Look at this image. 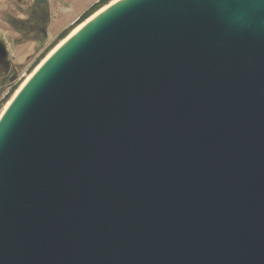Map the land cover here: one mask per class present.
Instances as JSON below:
<instances>
[{
  "label": "water",
  "instance_id": "1",
  "mask_svg": "<svg viewBox=\"0 0 264 264\" xmlns=\"http://www.w3.org/2000/svg\"><path fill=\"white\" fill-rule=\"evenodd\" d=\"M0 264H264V0H119L60 46L0 118Z\"/></svg>",
  "mask_w": 264,
  "mask_h": 264
},
{
  "label": "rangeland",
  "instance_id": "2",
  "mask_svg": "<svg viewBox=\"0 0 264 264\" xmlns=\"http://www.w3.org/2000/svg\"><path fill=\"white\" fill-rule=\"evenodd\" d=\"M36 0H0V41L4 45L8 62L17 67V73L4 83L0 79V114L10 101L18 88L26 80L34 69L46 58V56L62 41L60 35L68 32L67 36L77 27L78 20L84 14L74 17L68 23L57 20L58 25L46 39L41 38V34H26L22 30L21 24H8L7 21L16 20L24 23L30 18V9ZM101 9V8H100ZM45 29L49 26L45 22ZM48 31V30H47ZM66 36V37H67ZM14 88L12 95L5 99L7 94Z\"/></svg>",
  "mask_w": 264,
  "mask_h": 264
},
{
  "label": "crops",
  "instance_id": "3",
  "mask_svg": "<svg viewBox=\"0 0 264 264\" xmlns=\"http://www.w3.org/2000/svg\"><path fill=\"white\" fill-rule=\"evenodd\" d=\"M47 3V22L49 26L45 30L46 38L50 31H54L60 20L62 23H68L74 17L87 12L92 6L97 4L100 0H45ZM57 19V20H56ZM48 30V31H47ZM44 37V39H46ZM4 83L5 79L1 78Z\"/></svg>",
  "mask_w": 264,
  "mask_h": 264
},
{
  "label": "flooded vegetation",
  "instance_id": "4",
  "mask_svg": "<svg viewBox=\"0 0 264 264\" xmlns=\"http://www.w3.org/2000/svg\"><path fill=\"white\" fill-rule=\"evenodd\" d=\"M47 3L45 0H36L33 7L30 9V18L24 22H13V24H21L22 30H26V34L31 35L32 33L41 34L42 40L45 36L44 25L47 22ZM8 24H12V19L7 21Z\"/></svg>",
  "mask_w": 264,
  "mask_h": 264
},
{
  "label": "bare ground",
  "instance_id": "5",
  "mask_svg": "<svg viewBox=\"0 0 264 264\" xmlns=\"http://www.w3.org/2000/svg\"><path fill=\"white\" fill-rule=\"evenodd\" d=\"M119 0H113L112 2H110L109 4H107L106 6H104L103 8H101L100 10H98L94 15H92L90 18H88L86 21H84L82 24H80L79 26H77L65 39H63L47 56L46 58H44L41 63L34 69V71L27 76L26 80L23 82V84L18 88V90L15 92V94L12 96V98L10 99V101L6 104L5 108L2 110L1 114H0V118L2 116V114L5 112V110L8 108V106L10 105V103L12 102V100L15 98V96L19 93V91L23 88V86L27 83V81L33 76V74L40 68V66L60 47L62 46L69 38H71L76 32H78L87 22H89L90 20H92L95 16H97L98 14H100L101 12H103L106 8H108L109 6L115 4L116 2H118Z\"/></svg>",
  "mask_w": 264,
  "mask_h": 264
},
{
  "label": "trees",
  "instance_id": "6",
  "mask_svg": "<svg viewBox=\"0 0 264 264\" xmlns=\"http://www.w3.org/2000/svg\"><path fill=\"white\" fill-rule=\"evenodd\" d=\"M113 0H100L97 4H95L94 6H92L87 12L84 13V15H82V17L78 20V24L83 23L86 19H88L89 17H91L94 13H96V11H98L100 8L106 6L107 4H109L110 2H112ZM68 32H65L63 34L60 35L59 39H64L67 36ZM14 92V88L7 94L6 98H9L12 93Z\"/></svg>",
  "mask_w": 264,
  "mask_h": 264
}]
</instances>
